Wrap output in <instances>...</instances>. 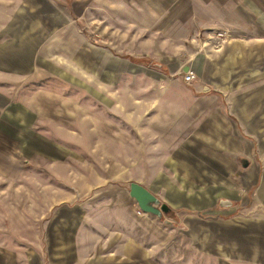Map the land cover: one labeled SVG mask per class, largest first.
Segmentation results:
<instances>
[{
    "label": "rangeland",
    "instance_id": "374dc122",
    "mask_svg": "<svg viewBox=\"0 0 264 264\" xmlns=\"http://www.w3.org/2000/svg\"><path fill=\"white\" fill-rule=\"evenodd\" d=\"M249 1L0 0V264L57 262L68 224L127 204L131 183L171 210L155 264H264V41L242 27L264 5ZM197 62L203 102L179 68Z\"/></svg>",
    "mask_w": 264,
    "mask_h": 264
},
{
    "label": "crops",
    "instance_id": "0c3cea01",
    "mask_svg": "<svg viewBox=\"0 0 264 264\" xmlns=\"http://www.w3.org/2000/svg\"><path fill=\"white\" fill-rule=\"evenodd\" d=\"M257 1L258 0H250L249 2L252 5H264V0H259L258 3ZM242 5H244V2ZM149 6L150 5L146 6V11H152ZM260 12L262 13V8ZM183 26L184 24L180 25V27ZM229 26L230 28L237 29L241 24L234 22L233 25ZM242 27L246 29L248 28L249 36L254 35L255 39L264 41V14L263 20L261 19L259 23L250 22L248 25L242 24ZM225 32V36L227 37L228 34H230V30L226 29ZM235 38L239 37H231V40ZM214 39L218 44L219 39H216V36ZM196 41H198L199 44L197 42L194 43L196 48L193 51V54L190 55L191 52L189 53L187 51V55H190L189 60L205 61L206 56L203 53V50H205V43L203 42L201 45V40ZM224 41L225 39L223 41L221 40V42ZM201 64L202 63H200V66L202 67ZM200 66L197 62L196 67L191 66V64H189L188 67L181 64L179 68L185 72V75L187 72H192L195 75V80L191 84L184 83L185 86H183V88L190 93V97H192L193 100L196 99L199 100V102H203L204 100H209L211 92L213 91L208 87L196 84L197 76L202 75ZM202 112L203 109L200 113ZM243 168L247 167L244 165ZM252 168L253 167H248L245 172H252ZM105 190H107V193L109 192L107 196L110 195V186ZM117 194L120 195L119 197L122 200L123 198L127 199L128 203L126 204L124 201L115 202V205L108 210L106 209L108 205L102 201L99 203L100 211L93 210L92 212H82L80 213L79 219H77L74 224H68L69 228L74 229V233L72 236L68 237L67 242L64 241V243H61L59 249L60 253L57 256H53V260L57 259L58 261L51 262V264H146L149 261L155 264L156 220H160L163 214L167 215L170 213V208L165 204H161L159 199L154 195L159 201L158 207L165 205L168 209L167 213H162L159 217L147 213L139 215L138 212L135 213L133 210V208L137 209L138 206L135 200L130 197L129 191H124L122 188H119ZM138 210L140 209L138 208ZM184 218L185 231L193 230L192 221L194 219H188L189 217ZM195 219L200 220L196 217ZM163 223L164 225L168 224L166 221H163ZM59 226L63 228L64 222H60ZM201 226H196L197 235L195 238L196 250L199 252H201L205 246L212 249L215 244L214 234H209L206 244L203 243V241L202 243L198 242V237H204V232L200 229ZM162 230L163 232H166V229ZM191 237H193V235H191ZM45 251H47V248Z\"/></svg>",
    "mask_w": 264,
    "mask_h": 264
},
{
    "label": "water",
    "instance_id": "95a60500",
    "mask_svg": "<svg viewBox=\"0 0 264 264\" xmlns=\"http://www.w3.org/2000/svg\"><path fill=\"white\" fill-rule=\"evenodd\" d=\"M129 195L137 203L138 208L142 213L160 216L162 213H167L168 209L165 205H159L157 198L142 186L131 183L129 185Z\"/></svg>",
    "mask_w": 264,
    "mask_h": 264
},
{
    "label": "built area",
    "instance_id": "2783aa9c",
    "mask_svg": "<svg viewBox=\"0 0 264 264\" xmlns=\"http://www.w3.org/2000/svg\"><path fill=\"white\" fill-rule=\"evenodd\" d=\"M223 34H218L219 38H222ZM195 80V75L192 72H187L183 78L184 83L191 84Z\"/></svg>",
    "mask_w": 264,
    "mask_h": 264
},
{
    "label": "trees",
    "instance_id": "16d2710c",
    "mask_svg": "<svg viewBox=\"0 0 264 264\" xmlns=\"http://www.w3.org/2000/svg\"><path fill=\"white\" fill-rule=\"evenodd\" d=\"M166 214V213H165Z\"/></svg>",
    "mask_w": 264,
    "mask_h": 264
}]
</instances>
